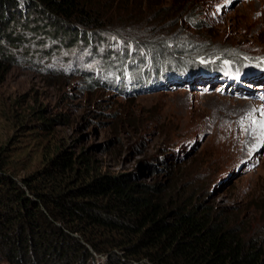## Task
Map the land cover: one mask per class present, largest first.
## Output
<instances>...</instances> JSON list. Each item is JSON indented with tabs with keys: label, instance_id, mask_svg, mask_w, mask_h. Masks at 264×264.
Returning <instances> with one entry per match:
<instances>
[{
	"label": "rangeland",
	"instance_id": "rangeland-1",
	"mask_svg": "<svg viewBox=\"0 0 264 264\" xmlns=\"http://www.w3.org/2000/svg\"><path fill=\"white\" fill-rule=\"evenodd\" d=\"M84 1L103 21L119 2L110 30H129L134 16L157 22L166 33L157 45L168 55L153 58L145 42L114 36L125 54L73 48L48 59L31 43L12 50L0 72L3 168L21 183L57 143L98 174L159 183L167 208L191 197L233 218L244 236L262 238L264 0ZM198 54L217 58L199 66L187 59ZM174 57L180 76L152 81ZM91 78L99 81L90 86ZM1 248L0 264H13Z\"/></svg>",
	"mask_w": 264,
	"mask_h": 264
},
{
	"label": "trees",
	"instance_id": "trees-1",
	"mask_svg": "<svg viewBox=\"0 0 264 264\" xmlns=\"http://www.w3.org/2000/svg\"><path fill=\"white\" fill-rule=\"evenodd\" d=\"M118 5L103 21L84 0H0V72L12 50L30 43L48 59L73 48L105 58L127 52L110 37L125 44L132 37L145 42L153 58L166 57V47L157 45L166 33L157 22L134 16L129 30L122 24L108 29ZM174 60L157 66L152 81L178 78L180 59ZM52 143L44 165L21 183L0 164V245L11 263L264 264V236H244L213 206L185 197L167 208L159 183L98 174L82 153Z\"/></svg>",
	"mask_w": 264,
	"mask_h": 264
},
{
	"label": "bare ground",
	"instance_id": "bare-ground-1",
	"mask_svg": "<svg viewBox=\"0 0 264 264\" xmlns=\"http://www.w3.org/2000/svg\"><path fill=\"white\" fill-rule=\"evenodd\" d=\"M188 56L189 57L187 59L189 60V62H196V63H198L197 66H199V64H208L209 61L214 60V59L217 58L215 56L214 57L213 56L202 57V55H200V54H198V55H188ZM193 65H196V64L193 63ZM194 67H196V66H194Z\"/></svg>",
	"mask_w": 264,
	"mask_h": 264
}]
</instances>
